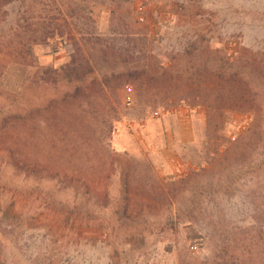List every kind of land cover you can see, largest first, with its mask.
<instances>
[{"label":"rangeland","instance_id":"1","mask_svg":"<svg viewBox=\"0 0 264 264\" xmlns=\"http://www.w3.org/2000/svg\"><path fill=\"white\" fill-rule=\"evenodd\" d=\"M0 124V264H264V0L7 4Z\"/></svg>","mask_w":264,"mask_h":264},{"label":"trees","instance_id":"2","mask_svg":"<svg viewBox=\"0 0 264 264\" xmlns=\"http://www.w3.org/2000/svg\"><path fill=\"white\" fill-rule=\"evenodd\" d=\"M15 1H17V0H0V8H2L3 6H5V5H7V4H10V3H13V2H15ZM58 30H54V31H52V32H54L55 34H57L58 32H57ZM84 48V47H83ZM82 48V45L80 46V45H78L77 46V49L78 50H80V56H82V59H84V57H85V55L87 56V54H85L84 52L86 51V49H85V51H84V49ZM106 48H108L107 46L104 48V49H106ZM85 61V60H84ZM89 67V66H88ZM89 70H92L91 68H89ZM93 71V70H92ZM72 76V78H74V76H76V75H74L73 76V74L71 75ZM46 78H44V77H42V79L41 80H45ZM76 79L78 80V82H79V84H77L76 85V87H75V90H74V93H77L81 88H83V85H81L82 83H83V79H84V77H83V75H79L78 74V77H76ZM13 100V99H12ZM13 101H15V100H13ZM14 114V116H13V119L14 120H16V121H22L26 116H23V114H21V112H15V113H13ZM6 119L7 118H5L4 119V121H6ZM8 125H5V124H0V130L2 131V130H4V132H6V130L7 129H5L6 127H7ZM6 149V148H5ZM7 149L10 151V152H13L15 149L12 147V146H9V147H7ZM225 255H220L219 256V259L221 260L220 262H222V263H220V264H228V261L226 260V258L224 257Z\"/></svg>","mask_w":264,"mask_h":264},{"label":"built area","instance_id":"3","mask_svg":"<svg viewBox=\"0 0 264 264\" xmlns=\"http://www.w3.org/2000/svg\"><path fill=\"white\" fill-rule=\"evenodd\" d=\"M131 87L130 86H128L127 87V91L128 92H131ZM125 102L127 103V104H131L132 103V97H131V95L130 94H128L127 96H126V98H125Z\"/></svg>","mask_w":264,"mask_h":264}]
</instances>
